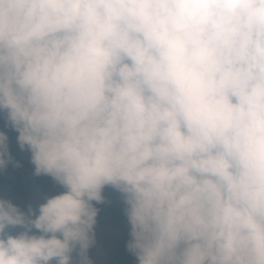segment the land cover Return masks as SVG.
Wrapping results in <instances>:
<instances>
[{
	"label": "clouds",
	"instance_id": "clouds-1",
	"mask_svg": "<svg viewBox=\"0 0 264 264\" xmlns=\"http://www.w3.org/2000/svg\"><path fill=\"white\" fill-rule=\"evenodd\" d=\"M0 119L63 189L0 198V264L106 261V187L136 264H264V0H0Z\"/></svg>",
	"mask_w": 264,
	"mask_h": 264
},
{
	"label": "trees",
	"instance_id": "trees-1",
	"mask_svg": "<svg viewBox=\"0 0 264 264\" xmlns=\"http://www.w3.org/2000/svg\"><path fill=\"white\" fill-rule=\"evenodd\" d=\"M0 130L7 131L10 151L14 158L20 161V167L18 168H13L9 165L6 169L0 170V198H9L21 208H26V205L31 203L35 209L38 204L44 202L46 196L56 195L63 191L51 177L34 175V166L30 162V153L19 150L15 142L17 134L5 129L2 119H0ZM103 195L105 197L104 203L96 204L93 202L94 206L99 209L96 218L97 223L94 226L95 241L97 240L99 229L104 226L108 218L123 223L124 229L128 233L130 232V225L124 213L126 205L123 203L122 195L110 187H106L103 190ZM126 242L112 238L107 260L99 264H136L135 257L125 247Z\"/></svg>",
	"mask_w": 264,
	"mask_h": 264
},
{
	"label": "rangeland",
	"instance_id": "rangeland-1",
	"mask_svg": "<svg viewBox=\"0 0 264 264\" xmlns=\"http://www.w3.org/2000/svg\"><path fill=\"white\" fill-rule=\"evenodd\" d=\"M104 226H108L103 228L99 232V241H98V247H94L95 243L90 247L91 251L88 253V256L90 259L97 260L101 254V251L109 250L111 247L110 238L112 236L116 237L119 240L122 241H128L130 239L129 233L124 229L123 223L116 222L113 219H106V222ZM95 263V262H93Z\"/></svg>",
	"mask_w": 264,
	"mask_h": 264
}]
</instances>
